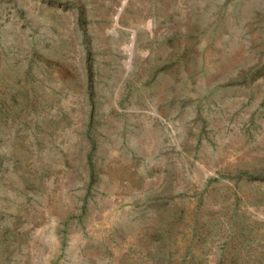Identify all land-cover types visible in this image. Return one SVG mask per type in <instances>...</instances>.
<instances>
[{"label":"rangeland","instance_id":"374dc122","mask_svg":"<svg viewBox=\"0 0 264 264\" xmlns=\"http://www.w3.org/2000/svg\"><path fill=\"white\" fill-rule=\"evenodd\" d=\"M0 264H264V0H0Z\"/></svg>","mask_w":264,"mask_h":264}]
</instances>
